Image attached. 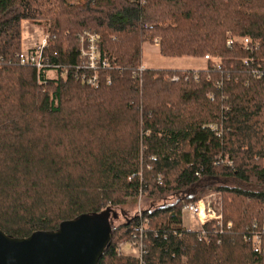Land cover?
Here are the masks:
<instances>
[{"label":"trees","instance_id":"trees-1","mask_svg":"<svg viewBox=\"0 0 264 264\" xmlns=\"http://www.w3.org/2000/svg\"><path fill=\"white\" fill-rule=\"evenodd\" d=\"M22 20L48 22L43 56L59 66L55 77L18 63ZM84 30L109 61L97 87L75 77ZM227 32L259 46L229 47ZM154 39L163 56L213 60L140 70ZM255 69L264 71V0H0V229L26 237L109 208L112 239L98 264H264ZM210 192L221 220L184 228L183 206ZM139 196L161 203L114 226L118 207ZM144 221L142 262L118 255ZM255 233L259 249L247 239Z\"/></svg>","mask_w":264,"mask_h":264},{"label":"water","instance_id":"water-1","mask_svg":"<svg viewBox=\"0 0 264 264\" xmlns=\"http://www.w3.org/2000/svg\"><path fill=\"white\" fill-rule=\"evenodd\" d=\"M110 209L82 213L55 230L14 237L0 229V264H98L109 246Z\"/></svg>","mask_w":264,"mask_h":264},{"label":"built area","instance_id":"built-area-1","mask_svg":"<svg viewBox=\"0 0 264 264\" xmlns=\"http://www.w3.org/2000/svg\"><path fill=\"white\" fill-rule=\"evenodd\" d=\"M46 35L41 41L25 50H21L16 54V59L21 65H29L35 68L37 77L39 79V73L45 71V73L56 72L59 69L57 64L49 62L43 56V50L47 46ZM153 43L158 45L159 40L154 39ZM226 45L231 47L239 45L246 51H253L258 48L259 43L257 40H253L247 36L233 35L228 32L226 34ZM78 57L79 63L76 65L75 77L78 78L82 83H85L92 87H97L100 82L99 72L103 69L109 68L108 59L101 53L98 43V36L96 33L90 31H82L78 35ZM205 60H213L209 55H204ZM248 59H244L243 62L246 64ZM145 66L141 65L139 69H143ZM216 69L220 68L219 63L215 65ZM68 69L63 68L62 75L67 74ZM255 75L259 77L264 76V71L254 70ZM177 77H172V80H176ZM109 82V80H107ZM229 163V162H228ZM183 213H187L190 218V228H193L196 220L199 222V226L210 219L220 221L222 218L221 207L219 203H214L211 200H199L196 203H191L183 206ZM203 213V216L201 215ZM141 214V211L137 213ZM146 221H144L139 227H136L129 238L122 239L116 246V253L121 256H133L142 262L143 250V238L145 237ZM251 241L254 248L259 249V234L255 233L250 237H247Z\"/></svg>","mask_w":264,"mask_h":264},{"label":"rangeland","instance_id":"rangeland-1","mask_svg":"<svg viewBox=\"0 0 264 264\" xmlns=\"http://www.w3.org/2000/svg\"><path fill=\"white\" fill-rule=\"evenodd\" d=\"M73 3H76L77 0H70ZM21 46L26 48L30 43L38 42L43 39L49 29V24L47 21H31V20H22L21 21ZM228 33V32H227ZM226 33V34H227ZM158 46L154 43H144L142 46L141 59L142 64L147 68L154 69H177V70H197L202 69L206 65L204 56L201 57H192V56H179V57H170L163 56L158 52ZM49 77H55L53 72L48 73ZM199 200H211L214 203H219L221 207V197L217 192H210L201 196ZM198 200V201H199ZM197 201V202H198ZM161 203L160 200L152 201L145 197H138L134 203H126L123 206L118 207L119 217L114 223V226H117L125 221L126 217L137 214L139 211H142L146 208L151 207V205ZM122 209V212H120ZM222 209V207H221ZM203 216V213H201ZM190 218L187 213L181 212V225L186 229L190 228ZM185 224V226H184ZM189 224V226L187 225ZM186 225L188 227H186ZM193 228H199V222L196 220Z\"/></svg>","mask_w":264,"mask_h":264},{"label":"crops","instance_id":"crops-1","mask_svg":"<svg viewBox=\"0 0 264 264\" xmlns=\"http://www.w3.org/2000/svg\"><path fill=\"white\" fill-rule=\"evenodd\" d=\"M38 43H39V42H38V40H37V41H35V42L30 43L26 48H22V49H23V50L28 49V48H30V47H32V46L38 44ZM187 225L189 226V224H187ZM187 225H186V227H188ZM184 226H185V224H184Z\"/></svg>","mask_w":264,"mask_h":264}]
</instances>
